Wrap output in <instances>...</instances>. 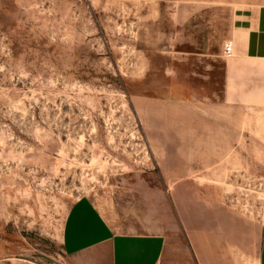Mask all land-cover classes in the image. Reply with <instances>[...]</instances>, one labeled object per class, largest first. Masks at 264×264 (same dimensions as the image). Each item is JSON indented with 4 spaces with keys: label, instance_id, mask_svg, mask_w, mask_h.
Masks as SVG:
<instances>
[{
    "label": "rangeland",
    "instance_id": "1",
    "mask_svg": "<svg viewBox=\"0 0 264 264\" xmlns=\"http://www.w3.org/2000/svg\"><path fill=\"white\" fill-rule=\"evenodd\" d=\"M227 1L0 0V264H67L74 202L146 186L169 204L161 264L215 232L258 264L264 91L223 56Z\"/></svg>",
    "mask_w": 264,
    "mask_h": 264
},
{
    "label": "crops",
    "instance_id": "2",
    "mask_svg": "<svg viewBox=\"0 0 264 264\" xmlns=\"http://www.w3.org/2000/svg\"><path fill=\"white\" fill-rule=\"evenodd\" d=\"M225 5L230 22L227 38L237 44L234 70H243L242 62L248 63L264 91V0H229ZM116 195L105 205L90 197L72 204L60 237L67 264H161L170 227L163 191L146 186ZM199 235L184 237L181 264H191L189 259L192 264H238L225 233ZM258 264H264V238Z\"/></svg>",
    "mask_w": 264,
    "mask_h": 264
},
{
    "label": "built area",
    "instance_id": "3",
    "mask_svg": "<svg viewBox=\"0 0 264 264\" xmlns=\"http://www.w3.org/2000/svg\"><path fill=\"white\" fill-rule=\"evenodd\" d=\"M223 56L225 59L230 60L234 58L235 55V48L232 42H225L223 45ZM250 264V263H247Z\"/></svg>",
    "mask_w": 264,
    "mask_h": 264
},
{
    "label": "bare ground",
    "instance_id": "4",
    "mask_svg": "<svg viewBox=\"0 0 264 264\" xmlns=\"http://www.w3.org/2000/svg\"><path fill=\"white\" fill-rule=\"evenodd\" d=\"M234 45V44H233ZM235 48V47H234Z\"/></svg>",
    "mask_w": 264,
    "mask_h": 264
}]
</instances>
